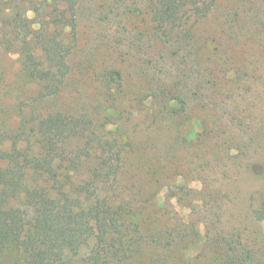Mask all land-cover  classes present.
Returning a JSON list of instances; mask_svg holds the SVG:
<instances>
[{
    "label": "trees",
    "instance_id": "1",
    "mask_svg": "<svg viewBox=\"0 0 264 264\" xmlns=\"http://www.w3.org/2000/svg\"><path fill=\"white\" fill-rule=\"evenodd\" d=\"M141 3L147 25L129 33L125 17L139 14ZM233 13L240 33L258 24L255 15L245 19L242 9ZM227 15L233 14L225 0H0V25L9 26L4 43L16 49L23 75L37 85L36 96L27 100V108L19 109L17 125L0 126V264L8 256L10 264H76L86 247L89 264H113L134 256L133 239L139 240L134 253L141 251L149 237L155 240V233L138 236L139 227L145 226L139 210L112 197L123 156L118 138L107 136L95 116L62 101L77 91L72 60L79 53L92 57L100 50L112 59L139 57L138 66L149 76L152 91L163 86L161 74L172 73L181 89L176 105L188 112L191 106L205 103L202 93L213 83L212 76L229 69L233 55L216 35L218 28L226 32ZM212 19L216 22L206 27ZM82 24L90 26L93 43L83 44ZM106 76L111 78L105 82L110 99L112 79L120 71L111 68ZM241 76L237 75V83L244 79ZM211 104L208 100L207 106ZM216 106L223 112L218 110L213 124L203 125L189 140L206 135L223 139L226 133L231 139L228 149L237 150L235 158L241 160L252 152L244 169L255 174L258 168L263 183L249 210L264 223V152L255 156L263 148L262 134L246 120L249 116L240 117V105ZM226 112L231 115L228 122ZM235 122L243 123L250 136L229 130L231 123L236 127ZM154 143L164 149L159 138ZM90 156L96 162L89 178L73 185L72 174ZM105 183L107 193L100 186ZM216 239L233 251L228 257L233 263L249 262L235 237ZM171 245L172 240L164 247L170 250ZM145 252L147 264H173V258L154 248Z\"/></svg>",
    "mask_w": 264,
    "mask_h": 264
},
{
    "label": "rangeland",
    "instance_id": "2",
    "mask_svg": "<svg viewBox=\"0 0 264 264\" xmlns=\"http://www.w3.org/2000/svg\"><path fill=\"white\" fill-rule=\"evenodd\" d=\"M225 3L233 15H227L226 32L218 28L220 32L217 30L216 35L233 55L232 61L227 71L221 70L212 76L213 83L202 93L205 103L191 106L188 112H182L176 105L181 89L172 73L161 74L163 86L160 91H152L149 76L138 66L139 57L134 60L129 54L112 59L111 54L100 50L92 57L79 53L72 60L77 91L66 94L62 101L95 116L107 136L118 138L123 156L112 197L117 202H127L144 216L140 221L143 220L145 226L139 227L138 236L147 232L157 236L155 240L149 237L136 253L139 240L138 237L133 239L134 256L113 264H147L145 248L149 247L173 258V264H235L229 259L233 251L228 244L216 239L222 236L235 237L236 243L244 249L247 264H264V223L249 210L263 182L257 175L258 168L254 169L255 174L244 169L252 152L242 155L241 160L235 158L237 150L228 149L231 139L226 133L223 139L206 135L189 140L203 125L213 124L218 110L223 112L217 104L228 108L238 104L243 110L240 117L249 116L245 119L254 123L263 137V148L255 156L261 157L264 152V24L258 26L261 20L264 22V0H225ZM250 6L253 8H248ZM139 7H142L139 14L125 17L124 26L129 33H136L147 25L143 3ZM241 9L242 13L244 9L248 11L243 13L245 19L251 20L255 15L258 23L242 33L235 28L238 22L233 20L236 18L233 11ZM209 22L206 23L208 28L216 20ZM1 25L0 126L5 123L15 127L19 109L27 108L31 97L36 96L37 85L23 75L16 49L4 43L9 26ZM81 33L84 45L93 43L90 26L82 24ZM111 68L119 70L120 76L112 79L109 99L105 82L111 79L106 76ZM238 74L241 78L244 76L240 83L235 81ZM208 100L213 104L207 106ZM230 119L231 115L226 112L224 121ZM231 125L229 130H234L237 136H250L243 123L235 128ZM157 138L164 149L155 147ZM95 162L94 156L86 159L72 174L73 185L89 178ZM100 186L104 193L109 192L106 183ZM170 240L171 251L164 247ZM88 254L86 247L76 264H89ZM4 260H7L4 264H10L11 258Z\"/></svg>",
    "mask_w": 264,
    "mask_h": 264
}]
</instances>
